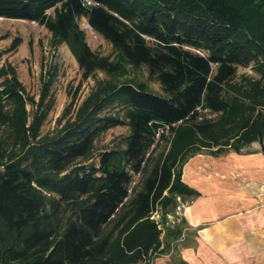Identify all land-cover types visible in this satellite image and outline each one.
I'll return each mask as SVG.
<instances>
[{"label": "trees", "instance_id": "obj_1", "mask_svg": "<svg viewBox=\"0 0 264 264\" xmlns=\"http://www.w3.org/2000/svg\"><path fill=\"white\" fill-rule=\"evenodd\" d=\"M90 1L0 0V17L44 26L94 80L42 134L53 76L36 99L0 67V264H153L182 233L153 216L198 195L187 160L264 141V0ZM83 18L115 58L91 49ZM142 67L162 95L128 78Z\"/></svg>", "mask_w": 264, "mask_h": 264}, {"label": "crops", "instance_id": "obj_2", "mask_svg": "<svg viewBox=\"0 0 264 264\" xmlns=\"http://www.w3.org/2000/svg\"><path fill=\"white\" fill-rule=\"evenodd\" d=\"M181 236L153 264H264V141L191 156Z\"/></svg>", "mask_w": 264, "mask_h": 264}, {"label": "rangeland", "instance_id": "obj_3", "mask_svg": "<svg viewBox=\"0 0 264 264\" xmlns=\"http://www.w3.org/2000/svg\"><path fill=\"white\" fill-rule=\"evenodd\" d=\"M79 24L93 51L102 56L115 58L112 44L96 33L87 19H81ZM0 38V67L6 63L15 66L20 81L36 99L39 98L41 92L42 78H47L49 74L53 76L51 94L54 98V106L42 127V134L53 131L57 126V120L71 102L76 101V104H79L89 94L94 80H84L79 64L69 48L65 44L53 46L51 43L52 34L36 22L0 17ZM13 43L16 47H11ZM9 48H12L11 51H7ZM243 73L257 77L251 68H239V74ZM99 77H103V75L99 74ZM128 78L144 81L148 83L152 92L163 94L160 83L149 80L145 67L137 71L130 68ZM29 109L32 111L31 106ZM127 133V127L112 129L97 141V147L100 150L112 148L117 139ZM161 150L162 148L158 152ZM185 205V199L175 197V200L172 199L165 208L163 214L162 208H159L153 217L162 222L163 226L170 227L175 231H184Z\"/></svg>", "mask_w": 264, "mask_h": 264}, {"label": "built area", "instance_id": "obj_4", "mask_svg": "<svg viewBox=\"0 0 264 264\" xmlns=\"http://www.w3.org/2000/svg\"><path fill=\"white\" fill-rule=\"evenodd\" d=\"M86 4L87 5H93V2H91L90 0H86Z\"/></svg>", "mask_w": 264, "mask_h": 264}]
</instances>
